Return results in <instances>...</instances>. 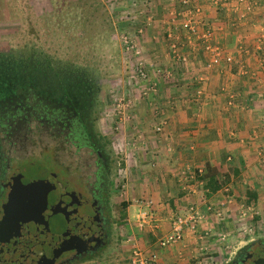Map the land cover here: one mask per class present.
I'll return each mask as SVG.
<instances>
[{
    "label": "rangeland",
    "instance_id": "rangeland-1",
    "mask_svg": "<svg viewBox=\"0 0 264 264\" xmlns=\"http://www.w3.org/2000/svg\"><path fill=\"white\" fill-rule=\"evenodd\" d=\"M206 4L213 5V12L205 10L196 0H0V53H12L23 59L32 57L44 70L49 64L54 70L83 72L91 83L88 87L92 97L86 116L90 129H74L76 113H69L70 109H65L61 121L51 124L46 116L53 110L37 108L53 105L48 99L41 104L30 99V107L21 116L15 111L23 105L17 98L14 100L18 105L10 102L15 114L6 105L0 106L2 167L9 164L10 169H20L26 179L54 172L84 197L92 188L98 189L103 180L110 181L105 188L107 243L93 256L71 264H109L115 255L126 252L127 244L122 246L121 239L129 200L123 185L132 166L126 168L124 146L128 140L133 141L131 129H166L167 113L175 111V102L167 92L182 84L181 67L191 61L187 50L202 49L206 56L204 67L209 71L221 63L229 67L234 63L218 38L227 27L236 30L244 27L240 23L255 7V0H235L232 5L230 0H206ZM230 5L238 12L237 18L232 14L224 16L227 10L221 9L230 10ZM263 24L255 40L256 49L263 52L259 53L260 63H264ZM158 42L160 47L156 45ZM152 51H160L161 62ZM138 61H142L147 72L143 80L135 72ZM246 68L240 74L247 76L249 83L257 84L251 88L249 85L241 94L248 93L251 100L264 99V76H257L256 69ZM157 80L166 85L158 87ZM198 80L201 83L195 85L197 97L202 96L200 84L205 79ZM73 87L79 88L66 85L69 90ZM229 99L232 100L231 95ZM54 115L51 120H58ZM251 121L264 124V117L252 116ZM136 144L132 145L135 149ZM135 149L130 159L139 156L141 151ZM101 155L107 159L104 166ZM248 168L245 173L250 178L255 174L258 186L264 189V161L256 167L252 159ZM236 189L237 201L243 202L244 188ZM238 218L234 219L235 229L226 230L229 233L220 229L218 232L223 234L213 239L207 250L189 260V264H226L250 242L264 239V223L255 231L245 215ZM139 249L157 260L155 252ZM131 255L132 249L130 258Z\"/></svg>",
    "mask_w": 264,
    "mask_h": 264
},
{
    "label": "crops",
    "instance_id": "crops-1",
    "mask_svg": "<svg viewBox=\"0 0 264 264\" xmlns=\"http://www.w3.org/2000/svg\"><path fill=\"white\" fill-rule=\"evenodd\" d=\"M234 2L230 0L231 5ZM196 3L213 12V5L206 4V0H196ZM231 5L230 10L227 7L221 10L229 11L224 13L225 17L232 14L237 18L238 12ZM247 14L244 21L239 18L240 22L243 21L240 23L244 24L243 28L236 30L227 27L218 38L234 58L231 67L221 63L207 70L203 50L199 48L195 51L190 46L187 51L191 61L183 65L179 73L182 84L177 90L167 92L175 102V111L171 115L170 111L167 113L169 121L166 129L129 130L134 138L124 146V162L127 169L132 168L128 170L123 187L127 188L130 202L126 207L122 229L125 234L121 239L122 246L127 244V250L115 255L109 264H132L130 250L135 247L145 252H155L158 264H189V260L207 250L209 243L223 234L218 232L220 229L225 232L235 229V222L240 220L238 216L242 218L245 215L246 221L254 229L264 223L263 186H258L255 174L250 178L245 173L252 159L256 167L264 161L261 154L264 153V124L251 121L252 116L264 117V99L251 100V95L240 92L249 85L251 88L257 84L253 81L249 83L250 79L240 74L243 67L247 66L246 70L249 71L256 69L257 76H264V63H260L259 59V53L263 52L255 45L264 23V0H255V7ZM216 16L217 13L214 14ZM156 45L160 47L159 42ZM156 45L152 47L154 50ZM159 52L153 53L156 60L161 62ZM200 77L205 80L200 84L202 96L197 97L196 87ZM157 83L162 88L166 85L161 80H157ZM224 87L226 92L223 91ZM230 95L232 100L229 99ZM244 107L249 108L244 110ZM134 143H137V149L132 146ZM134 149L141 152L137 158L132 156L130 159ZM250 154L253 156L247 160ZM210 178L219 188L210 190L206 186ZM236 187L244 188L243 202L237 201L239 195ZM140 199L153 202L156 228L137 229L135 219L141 208ZM190 207L201 214L196 232L186 228L181 241L160 247L158 240L169 233L172 219L185 215Z\"/></svg>",
    "mask_w": 264,
    "mask_h": 264
},
{
    "label": "water",
    "instance_id": "water-1",
    "mask_svg": "<svg viewBox=\"0 0 264 264\" xmlns=\"http://www.w3.org/2000/svg\"><path fill=\"white\" fill-rule=\"evenodd\" d=\"M85 197L54 172L25 182L15 169L0 203V264H58L96 251L107 234L97 205Z\"/></svg>",
    "mask_w": 264,
    "mask_h": 264
},
{
    "label": "trees",
    "instance_id": "trees-1",
    "mask_svg": "<svg viewBox=\"0 0 264 264\" xmlns=\"http://www.w3.org/2000/svg\"><path fill=\"white\" fill-rule=\"evenodd\" d=\"M38 65V60L32 57L23 59L12 53L10 55L0 53V106L6 105L9 108L8 111L15 114L16 112L14 113L11 106L13 104H10V102L14 101L16 103L14 98H17L19 99L17 102L23 105L20 109L18 107L14 109L17 111L16 115L21 116L26 114V108L30 107V99L34 102L37 101L38 104L43 103L44 99H48L53 105L48 106L46 104L42 108H39L38 105L37 108L53 110L51 115L46 116L50 119L51 124L61 121V117L65 115V109H70L69 113L71 111L76 113L73 128L90 129L87 125L89 120L86 116L92 97L88 87L91 86V83L86 81L83 72L67 71L63 68L54 70L49 64L44 70L39 68ZM67 84L76 85L79 88L73 87L72 90H69L66 88ZM84 88H86L85 91ZM53 115L58 120H51ZM207 185L210 190L219 188L218 185H214L211 178L207 181Z\"/></svg>",
    "mask_w": 264,
    "mask_h": 264
},
{
    "label": "flooded vegetation",
    "instance_id": "flooded-vegetation-1",
    "mask_svg": "<svg viewBox=\"0 0 264 264\" xmlns=\"http://www.w3.org/2000/svg\"><path fill=\"white\" fill-rule=\"evenodd\" d=\"M17 104V103H16ZM18 105V104H17ZM2 117L0 116V120ZM77 130V129H76ZM73 129V133H74ZM78 131V130H77ZM2 145L0 144V203L3 199L4 192L6 190L8 182L13 178L14 176V169H10V165L6 164L5 166L2 167ZM100 159L102 160V164L104 166L105 161L107 160L104 155L99 156ZM104 172V171H103ZM104 178V177H103ZM24 181L26 182V178H24ZM110 185L109 180H103L101 182V185L97 188H92L90 191L87 193L88 199L92 200L95 202L99 209V214L102 219L101 225L103 227V232L104 235L107 234V219L104 215L105 210H106V201H105V194L107 192L106 186ZM107 243V235L104 236L103 238V243L102 245L95 251H92V247H89L86 250H83L81 253L76 255L73 259L69 258H61L58 260V264H71L73 262H78L83 258L90 257L91 255H94V253H97L98 250ZM261 257H264V239H258L256 241L250 242L248 245L240 249L237 254H235L232 259L227 261L226 264H254L257 260H259Z\"/></svg>",
    "mask_w": 264,
    "mask_h": 264
},
{
    "label": "built area",
    "instance_id": "built-area-1",
    "mask_svg": "<svg viewBox=\"0 0 264 264\" xmlns=\"http://www.w3.org/2000/svg\"><path fill=\"white\" fill-rule=\"evenodd\" d=\"M137 76L143 80L147 77L146 69L142 61H138L135 66ZM141 206L135 219V225L138 230L143 231L147 228H156V217L152 209V201L150 199H140ZM201 219V214L194 207H190L185 215H178L172 219L169 233L162 236L158 240L160 247H167L170 244L181 241L184 236V231L188 228L190 231L196 232L198 222ZM132 264H158L156 258L146 255L139 248L132 249L131 255Z\"/></svg>",
    "mask_w": 264,
    "mask_h": 264
}]
</instances>
